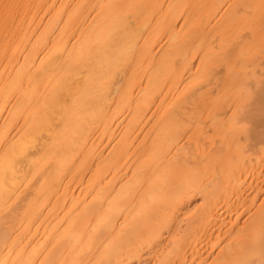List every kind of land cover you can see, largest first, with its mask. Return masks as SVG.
Segmentation results:
<instances>
[{"label":"bare ground","instance_id":"1","mask_svg":"<svg viewBox=\"0 0 264 264\" xmlns=\"http://www.w3.org/2000/svg\"><path fill=\"white\" fill-rule=\"evenodd\" d=\"M0 264H264V0H0Z\"/></svg>","mask_w":264,"mask_h":264}]
</instances>
